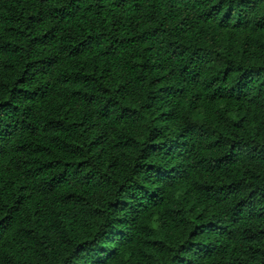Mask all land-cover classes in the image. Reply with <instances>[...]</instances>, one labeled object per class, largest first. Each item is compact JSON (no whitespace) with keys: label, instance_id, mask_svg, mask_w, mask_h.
Returning <instances> with one entry per match:
<instances>
[{"label":"trees","instance_id":"trees-1","mask_svg":"<svg viewBox=\"0 0 264 264\" xmlns=\"http://www.w3.org/2000/svg\"><path fill=\"white\" fill-rule=\"evenodd\" d=\"M0 264H264V0H0Z\"/></svg>","mask_w":264,"mask_h":264}]
</instances>
